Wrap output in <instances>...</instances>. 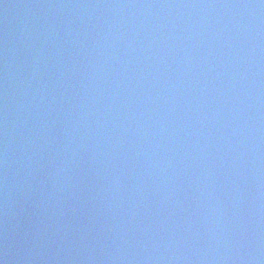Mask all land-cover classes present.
I'll return each mask as SVG.
<instances>
[{
    "label": "water",
    "instance_id": "1",
    "mask_svg": "<svg viewBox=\"0 0 264 264\" xmlns=\"http://www.w3.org/2000/svg\"><path fill=\"white\" fill-rule=\"evenodd\" d=\"M0 264H264V0H0Z\"/></svg>",
    "mask_w": 264,
    "mask_h": 264
}]
</instances>
